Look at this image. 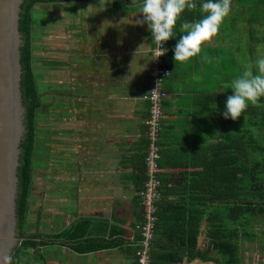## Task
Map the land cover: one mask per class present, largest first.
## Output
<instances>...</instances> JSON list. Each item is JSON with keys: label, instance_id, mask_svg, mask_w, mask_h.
Listing matches in <instances>:
<instances>
[{"label": "crops", "instance_id": "0c3cea01", "mask_svg": "<svg viewBox=\"0 0 264 264\" xmlns=\"http://www.w3.org/2000/svg\"><path fill=\"white\" fill-rule=\"evenodd\" d=\"M203 2L196 0L197 9L186 11L182 20L202 19ZM49 3L57 10H50L48 19L57 29L50 35L55 39L49 60L52 80L44 91L50 99V182L42 186L40 202H33L34 226L55 234L82 218L92 221L91 238L122 242L89 253L50 246L45 264H135L136 227L144 218L138 195L146 180L150 105L144 96L153 66L152 34L146 24L137 23L143 17L139 4L132 7L131 1ZM45 32L42 29L39 37ZM182 35L178 25L165 54L171 76L165 82L169 99L160 140V176L161 201L168 203V214L175 205L184 214L217 208L200 198L216 193L206 167L215 160L221 138L233 144L249 128L248 115L246 121L243 116L238 121L224 118L227 98L234 95L226 86L243 71L241 61L254 62L258 50L264 52V0H232V13L219 37L204 49L208 59L176 64L174 48ZM206 230L203 224L198 247L220 257L210 250ZM202 263L216 264L183 262Z\"/></svg>", "mask_w": 264, "mask_h": 264}, {"label": "trees", "instance_id": "16d2710c", "mask_svg": "<svg viewBox=\"0 0 264 264\" xmlns=\"http://www.w3.org/2000/svg\"><path fill=\"white\" fill-rule=\"evenodd\" d=\"M50 1L25 0L22 5L20 31L24 40L21 62L26 134L22 142L17 200V236L20 243L12 254L11 264H22L31 259L45 264L44 249L55 245L70 247L78 253H89L121 245L122 242L91 238L89 227L92 221L87 219H78L67 229L55 234L40 232L39 227L30 221L34 173L38 166L39 116L40 111L49 106L43 99L45 94L35 67L34 41L37 34L34 25L38 20L37 7ZM260 105H250L244 113L249 116V128L239 134L233 144L226 138L219 140L215 160L206 167L207 172L211 173L212 183L216 185V193L215 196L206 194L200 198L206 200V203H216V209L190 210L184 214L180 205H175L168 214L164 210L169 206L168 203L160 201L151 264H183L184 261L189 263L197 259L216 264H241V241H259V231L253 226L258 218L264 217V100L260 101ZM203 224H206L210 250L216 251L219 258L212 257L209 250L204 251L198 247ZM140 238L139 233L138 246L134 250L135 260Z\"/></svg>", "mask_w": 264, "mask_h": 264}, {"label": "clouds", "instance_id": "9594fccd", "mask_svg": "<svg viewBox=\"0 0 264 264\" xmlns=\"http://www.w3.org/2000/svg\"><path fill=\"white\" fill-rule=\"evenodd\" d=\"M137 4L139 15L143 17L137 23L148 26L157 58L166 54L164 44L175 38L179 25L183 35L174 48L176 64H187L197 57L208 59L204 49L214 45L232 13V0H206L200 6L203 18L187 22L182 17L186 11L194 12L197 9L196 0H132V7ZM241 63L243 71L226 86L233 90L234 95L228 96L223 116L233 121H238L242 116L246 121L244 113L249 106L260 107V101L264 98V52L258 50L254 62L244 60ZM157 83L159 86L160 81Z\"/></svg>", "mask_w": 264, "mask_h": 264}, {"label": "water", "instance_id": "95a60500", "mask_svg": "<svg viewBox=\"0 0 264 264\" xmlns=\"http://www.w3.org/2000/svg\"><path fill=\"white\" fill-rule=\"evenodd\" d=\"M25 0H0V264H11L17 236L19 167L26 134L20 31Z\"/></svg>", "mask_w": 264, "mask_h": 264}, {"label": "built area", "instance_id": "2783aa9c", "mask_svg": "<svg viewBox=\"0 0 264 264\" xmlns=\"http://www.w3.org/2000/svg\"><path fill=\"white\" fill-rule=\"evenodd\" d=\"M164 48L166 49V43ZM152 58L150 86L144 96V99L150 104L147 133L149 144L146 156V180L144 188L139 192L144 221L136 227L141 236L139 248L136 251V264H151L152 242L155 238L158 222V204L162 200V181L159 174L162 158L160 140L165 118V103L169 99L165 82L171 76V69L166 64L165 55L157 58L155 46L152 50ZM158 81H160L159 86Z\"/></svg>", "mask_w": 264, "mask_h": 264}, {"label": "rangeland", "instance_id": "374dc122", "mask_svg": "<svg viewBox=\"0 0 264 264\" xmlns=\"http://www.w3.org/2000/svg\"><path fill=\"white\" fill-rule=\"evenodd\" d=\"M37 9L40 11L37 15L38 22L34 25L35 33L37 36L35 37L36 40L34 41V56L36 57L35 67L36 72L38 75V79L40 82V86L42 87V91L45 94L44 101L48 104L50 101L48 94L46 91V87L49 88V84L51 83L52 77L50 75V51L54 52L55 48V39H50V35L53 33L55 29H57L56 25L50 26V21L48 22L50 16V10L53 13L57 12L55 8H52V4L45 3L43 5H39ZM59 12V11H58ZM59 17H64V12L59 13ZM45 18V20H44ZM46 23V24H44ZM45 29V35H41L39 37V32ZM56 31V30H55ZM54 31V33H55ZM54 44V45H53ZM42 61V62H40ZM48 91V90H47ZM264 98L261 99L263 101ZM250 122V121H249ZM39 132H38V152L36 157V165H42L41 168H37L34 173L35 177V185H34V195H33V202L35 201L40 202L41 189L44 184L48 185L50 182V147H49V106H45L40 111L39 116ZM46 174L45 177L43 174ZM44 178L46 181H44ZM48 182V183H47ZM46 188V187H45ZM47 192L48 190L45 189ZM45 198H48L45 194ZM33 203V207L31 208L30 212V221L34 224L35 219V205ZM45 204L49 206V199L45 200ZM256 223L254 224L253 228L256 231H259V241H251L246 240L242 243L241 246V264H264V217H260L257 219ZM48 224V223H47ZM49 248L44 249V253L48 252ZM214 251V250H212ZM219 255V254H218ZM219 258V257H218ZM22 264H39V262H34V260H25ZM203 264V263H202Z\"/></svg>", "mask_w": 264, "mask_h": 264}, {"label": "flooded vegetation", "instance_id": "af4514ba", "mask_svg": "<svg viewBox=\"0 0 264 264\" xmlns=\"http://www.w3.org/2000/svg\"><path fill=\"white\" fill-rule=\"evenodd\" d=\"M43 5V4H42Z\"/></svg>", "mask_w": 264, "mask_h": 264}]
</instances>
